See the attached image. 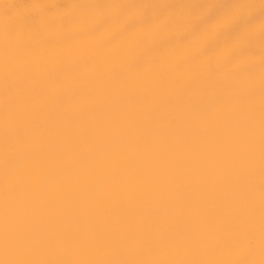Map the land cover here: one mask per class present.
Masks as SVG:
<instances>
[{
    "label": "snow or ice",
    "instance_id": "obj_1",
    "mask_svg": "<svg viewBox=\"0 0 264 264\" xmlns=\"http://www.w3.org/2000/svg\"><path fill=\"white\" fill-rule=\"evenodd\" d=\"M0 264H264V0H0Z\"/></svg>",
    "mask_w": 264,
    "mask_h": 264
}]
</instances>
